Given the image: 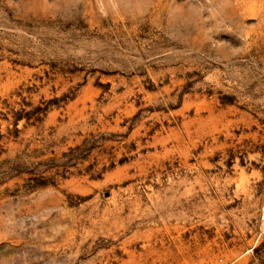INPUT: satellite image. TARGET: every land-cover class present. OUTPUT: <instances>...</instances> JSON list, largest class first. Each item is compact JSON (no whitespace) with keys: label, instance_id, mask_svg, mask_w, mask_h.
Instances as JSON below:
<instances>
[{"label":"rangeland","instance_id":"374dc122","mask_svg":"<svg viewBox=\"0 0 264 264\" xmlns=\"http://www.w3.org/2000/svg\"><path fill=\"white\" fill-rule=\"evenodd\" d=\"M0 264H264V0H0Z\"/></svg>","mask_w":264,"mask_h":264}]
</instances>
